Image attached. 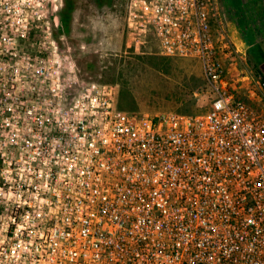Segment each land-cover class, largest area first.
I'll return each instance as SVG.
<instances>
[{
	"label": "built area",
	"instance_id": "1",
	"mask_svg": "<svg viewBox=\"0 0 264 264\" xmlns=\"http://www.w3.org/2000/svg\"><path fill=\"white\" fill-rule=\"evenodd\" d=\"M50 1L0 0V264H264V112L222 62L215 0L127 5L135 52L153 35L202 64L195 114L124 110L118 84L65 75L33 37Z\"/></svg>",
	"mask_w": 264,
	"mask_h": 264
},
{
	"label": "rangeland",
	"instance_id": "2",
	"mask_svg": "<svg viewBox=\"0 0 264 264\" xmlns=\"http://www.w3.org/2000/svg\"><path fill=\"white\" fill-rule=\"evenodd\" d=\"M53 1L59 9L54 12L50 1L48 8L39 13L42 18L40 21L37 20L33 35H37L36 38L39 43L41 42V47L44 45L48 48L52 47L55 58L60 61L65 75L118 84L120 106L123 89L120 72L126 60L133 59L137 55L170 59L169 70L165 72L166 75L162 72V75H165L162 77H165L168 80L167 83H172L173 86L187 85L191 88L194 91L191 97L192 104L175 107L167 100L150 104L146 99L139 97L137 107L132 108L130 105H125L122 109L135 113L175 111L195 114L210 107L211 97L206 92L203 67L197 59L161 56L153 35L148 36L147 48L143 49V53L135 52L134 38L131 36L127 23L129 0H70L73 3L71 10L68 8L67 0ZM253 2H258V5L264 8V0H215L222 17L220 20L218 18L213 20V30L214 33L216 32L219 46H227L222 50L220 57L230 70L233 69L229 70L230 74L228 73L233 87L241 84L245 86L240 96L254 108L264 112V97L256 87L261 75H258L255 66L256 62L261 63L259 68L264 72V57L259 56L260 50L264 51V40L255 43L252 54L246 53L241 47L243 44V39L241 40L243 35L241 36L240 32L242 26L247 37H254L250 29L251 20L249 19L250 22L247 25L239 18L247 13ZM250 8L253 9V5ZM254 10L250 11L251 15L257 12ZM63 14L66 17V25L63 24ZM259 19V22H264L262 18ZM49 32L52 36H49ZM260 35L264 38L262 33ZM234 43H237L244 54L237 51ZM232 57L235 59L231 60ZM248 77L253 79V85L249 84L252 81H249ZM239 80L242 82L239 83ZM160 85V79L151 80L145 77L142 83L136 85V88L138 93H141L140 96H144L158 91ZM195 92L202 93V95L197 98Z\"/></svg>",
	"mask_w": 264,
	"mask_h": 264
},
{
	"label": "trees",
	"instance_id": "3",
	"mask_svg": "<svg viewBox=\"0 0 264 264\" xmlns=\"http://www.w3.org/2000/svg\"><path fill=\"white\" fill-rule=\"evenodd\" d=\"M72 4L70 0H67V5L69 10H71ZM235 7V6H234ZM64 15V14H63ZM66 17L63 16V23L66 25ZM34 38L37 35H33ZM250 43L254 46L255 41L250 37ZM253 49V48H252ZM261 57H264V51L260 50ZM258 61V59H256ZM171 60L159 57H145V56H135L133 59L126 60L120 76L123 82V89L121 91V102L120 107L124 108L125 105H130V107L135 108L138 106V99L144 98L149 101L150 104L155 103V101H165L171 102L175 107L179 105H189L192 104L191 97L194 94V91L189 88L187 85L181 86L173 84H168V80L165 77V72H168ZM261 64V63H260ZM260 64H255L258 71V75H261L260 80L264 82V72L261 70ZM165 75H162L163 73ZM149 79H160L161 85L159 90L155 93H150L144 96H140L141 93H138L136 85L142 83L144 78ZM205 81V79H204ZM206 88V81H205ZM186 114V113H183Z\"/></svg>",
	"mask_w": 264,
	"mask_h": 264
},
{
	"label": "crops",
	"instance_id": "4",
	"mask_svg": "<svg viewBox=\"0 0 264 264\" xmlns=\"http://www.w3.org/2000/svg\"><path fill=\"white\" fill-rule=\"evenodd\" d=\"M252 5H253V9H255L254 11H257V12H255V14L253 13V15L250 14V11L253 10L252 8H250ZM251 6L248 8L247 13H244L242 16H239V15L238 16L240 18V21L241 22H243V21L246 22L247 25H248V23L251 20V22H250L251 28L250 29H251L252 33L254 34L253 35L254 37H251V38H253L256 43H259V42L264 40V38L260 37L261 36L260 33H262L264 35V22H262V23L259 22V20H260L259 18H262L264 20V8H261L258 5V2L257 3L253 2L251 4ZM250 9H252V10H250ZM236 14H237V12H236ZM240 32H241V36L243 35V38H241V40L243 39V44L241 45V47L243 48V50L246 51V53L249 52V53L252 54L253 45L250 43L251 39L245 35V32L243 30V26L241 27V31ZM215 36H216V32H215ZM234 44L237 45V43H234ZM228 51H226V52H228ZM234 59L235 58L232 57L231 60H234ZM224 65L226 66L227 64L225 63ZM225 68L228 71L230 70L228 65ZM232 70L233 69H231L230 71H232Z\"/></svg>",
	"mask_w": 264,
	"mask_h": 264
},
{
	"label": "flooded vegetation",
	"instance_id": "5",
	"mask_svg": "<svg viewBox=\"0 0 264 264\" xmlns=\"http://www.w3.org/2000/svg\"><path fill=\"white\" fill-rule=\"evenodd\" d=\"M64 24V23H63Z\"/></svg>",
	"mask_w": 264,
	"mask_h": 264
}]
</instances>
